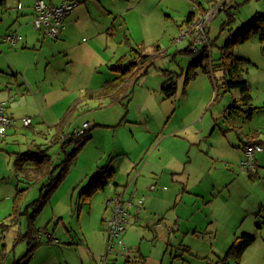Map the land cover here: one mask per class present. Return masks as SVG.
Here are the masks:
<instances>
[{"label": "crops", "instance_id": "1", "mask_svg": "<svg viewBox=\"0 0 264 264\" xmlns=\"http://www.w3.org/2000/svg\"><path fill=\"white\" fill-rule=\"evenodd\" d=\"M51 1L58 4L60 0ZM118 1L108 0L109 7L106 5V7H102L101 2L97 1L99 8L95 12L90 7V3L96 2L95 0H78L79 6L66 18V29L62 36L59 39L52 40L45 37L32 26L34 16L32 9L33 0L28 4L26 3V7H22L21 2L18 1L19 4L16 9L10 8L9 11L7 0H0V57L4 55V58L9 61L6 72L10 73L11 76L7 81L0 83V104H2L5 112L14 120L6 133L14 131L15 134H18L17 131H22L23 128L32 129L33 119L38 116L36 115L37 111H39L40 118H36L39 120L37 124L42 125L41 129L37 131L33 129L32 132L34 134L39 133L40 135H37L43 136L46 139L54 133L48 142L40 145H36L34 141L30 142L33 144L30 146V149H27V152L47 150L46 154L49 156V149L52 146L59 145L61 148L63 138L74 133L76 129L86 123H82V125L72 132L69 130L64 131L63 129V124H66L70 115L66 119L64 116L69 110L71 114L76 110V103L72 105L66 99L71 92L75 93L78 91L77 99L82 97L83 100H97L99 107L102 105V102H107L108 105L123 104L127 108L133 89L142 76L128 90V98L115 103L110 102L109 99L85 97L87 90H97L106 81L113 79L117 75L113 71V68H111L110 79L102 84L89 87L85 85L83 96L82 91L76 90L73 86L81 77V74H79L81 70L79 71V69L82 66L94 67L95 63L98 66L100 63L107 66L112 63V61L106 59L108 54H110L107 50L108 45L106 44L108 40L118 37L117 35L121 31L126 29L127 32H130L127 22L130 15L135 16L137 20L139 19L138 23L141 25V10L138 7H115L114 3ZM233 1L214 0L207 3L206 7L202 3L198 5L193 4L188 12V14L194 13L193 18L186 22L187 14L183 22L178 25L181 33L188 32L184 39H178L180 42L177 43L188 41V46L183 50L180 49L178 53L186 54L184 51L192 47V42L198 34L196 25L190 27L193 22H199L201 17L213 8L214 4L222 2L224 10ZM236 7L235 5L233 9L226 8L228 15L234 14L233 10ZM256 8L250 6L247 10V16L249 15L250 17L242 21L237 31L255 16H264V14H259ZM202 12L204 13L202 14ZM219 12L207 23L205 28L207 38L208 25L217 17ZM135 14L138 15V18ZM226 21L221 25L222 30L226 26H231L235 19L230 25H225ZM11 22L13 25L9 27ZM11 30L14 31L10 32ZM13 32H16L20 36L17 45L10 46L2 42L1 38L5 34ZM86 34H90L91 43L84 37ZM127 34L131 37L130 33ZM103 35H105V40H99ZM124 36V43L129 46L130 39L126 35ZM229 38L226 37L224 43ZM224 43L216 46L218 54L216 52V57L214 58L212 57V47H215L216 44L212 43L208 38V44L211 45L208 49L209 65L212 61L219 63V48ZM119 45L122 46L120 41ZM202 45H198L197 48H201ZM240 45H244L241 47L253 48L258 53L262 52L260 61L252 59L250 61L239 57L247 60L244 76L249 84L253 111L249 112L246 107H243L237 113L229 112L228 108L233 103L238 104L240 98L237 90H231L227 92L230 93L231 101L229 99L227 103L224 102L223 106L216 113L210 111L209 118L211 120L207 124H172L168 131H166L168 124H165L157 132L152 131V128H156V125L138 124L140 127L141 125L144 127V133H148V137L151 138L146 143L147 145L144 147L138 144L136 150L129 153L124 151V154L121 155L123 156L122 160L120 159L121 157L117 158L120 160H118L116 168L104 167L101 168L104 170L99 169L101 172L105 171L106 168L108 171L106 174L110 175L107 185L110 184L112 186L109 189L104 188L103 190H99L103 193V198L124 192L125 188L127 189L125 192L126 197L133 190L136 191L137 196H146L145 203L140 212H133V216L130 218L127 231L123 237L125 245L128 248L127 255L123 256L118 249V254L111 257V260L109 259V264H120L117 261L119 259H124V264H148V257L142 252L143 240L156 238L155 240L162 241L167 238L170 241L176 240L175 242H177L179 235L187 239H198L200 236L209 238L211 246L205 251V255H201L202 259H206V262L202 261L204 264H214L215 262L218 264L219 258L225 255L231 246L238 244L244 236L251 237L253 238V242L244 250L240 259L238 261L230 260L228 264H264V151L256 154V167L253 177L239 168V162L242 158L245 145L259 143L264 146V52L262 51L264 42L254 37ZM159 50L160 47L158 45L155 46L157 53H159ZM138 54L151 57V61L155 57H158V55H147L141 52ZM114 55L116 56V52L113 53ZM122 57H125V55ZM122 57L116 60V65ZM76 65L79 66L77 71L74 70ZM93 69L95 70L96 68ZM198 69L201 71L199 73L209 77L210 81L213 82L214 89L210 93L206 103V110L208 109L209 111V109L213 108V103L217 102L215 101L217 94L216 83L219 84L221 82L224 72L219 70L207 75L201 68H197L196 70ZM94 72L97 73L96 71ZM0 73H4V71L1 69ZM173 73L164 71V76H169L168 78L173 80ZM90 75L93 76V74ZM49 80H56L55 83H58H47ZM192 80L185 84H189ZM37 81L40 91L37 92L36 96L43 101V107L42 105L39 106L40 101L35 98V95L31 96L26 92V89H30ZM39 81H43V83L40 84ZM60 91H65V94H62ZM50 95H55V99H48ZM161 95L163 96L162 93ZM164 100L166 99L164 98ZM225 104L227 105L225 106ZM35 105L38 106L37 111L34 108ZM26 117L33 118L32 125L29 127H25L22 124V119ZM220 119L222 122L219 121ZM96 126L99 125L91 124L88 129L90 130V139L92 138L91 132ZM42 129L51 130L43 132ZM60 130L64 131V133L59 138ZM139 134H141V131H139ZM176 135L186 136L190 144L181 157H175L172 152H165L164 150L168 139ZM194 146L196 148H193ZM199 148L203 149V151L199 150ZM20 155L16 154V157L18 158ZM185 157L188 158V161H186ZM50 160L52 159L50 158ZM213 162L217 165L216 168H213ZM51 165L53 167L56 164L52 163ZM33 169L35 167L32 163L26 162L21 170L18 169L17 171L19 173H26L25 176H28L27 178L30 180L37 182L42 179L48 180V173L43 175L42 172ZM215 169L222 170L224 173L222 179H217ZM136 172H138V175ZM98 175L94 177L86 175V180L90 178L89 184L85 187H83V184L80 185L82 188L79 191V195L84 197L83 201L89 207V214L92 212L91 198L93 196H87L83 192L89 189L91 180L98 177ZM208 175H212V178L207 185L206 177ZM151 185L155 186L153 190L149 189ZM0 188H3V186L0 185ZM7 197H1L0 193V201L2 199L7 200ZM200 197L202 201L199 200ZM103 200L102 205L104 207H99L95 214L93 212V216H87L86 220H83V222L87 221L88 225L92 226L90 239L83 232L82 235L88 241V246L94 250V252L90 250V254H92L91 259L87 258L85 264H99L103 256L102 253L105 251L106 235L103 219L109 215V211L104 205L105 199ZM198 214H201L203 218L200 219L197 216ZM80 219L82 218L79 217L78 220ZM149 221L154 223L153 228L149 226ZM80 229L83 231L81 222ZM37 234H39L38 231ZM47 236L49 240H55L51 235L47 234ZM162 248L161 246L159 251ZM52 249L54 250L48 249V251L51 253L62 251L60 247H58V250L56 247H52ZM151 257L153 258V254ZM0 259H2L1 264H4L6 255L0 253Z\"/></svg>", "mask_w": 264, "mask_h": 264}, {"label": "rangeland", "instance_id": "2", "mask_svg": "<svg viewBox=\"0 0 264 264\" xmlns=\"http://www.w3.org/2000/svg\"><path fill=\"white\" fill-rule=\"evenodd\" d=\"M18 1L21 2L22 7H26V3L31 2V0H7L8 11L10 8L16 9L19 4ZM95 1L90 3V7L95 12L99 8L97 1L101 2L102 7L110 6L108 0ZM211 1L214 0H119L114 3L115 7H138L141 10V25L138 23L139 19L137 20L135 16L130 15L127 19L130 32L125 29L117 35L118 37L111 40L107 39L108 43L106 45H108L107 50L110 54L106 59H109L112 63L107 66L101 63L99 66L95 63L94 67L82 66L79 69V71L81 70L79 72L81 77L73 85L74 88L82 91L83 96L85 85L89 87L102 84L110 79L111 68L116 65V60L123 55L126 58L124 63L136 58L139 52L147 55H158V57L152 60V64L147 69V74L138 80L127 108L123 104L108 105L107 102H102L99 107L97 100H83L82 97L79 98L80 100L77 99L78 91L71 92L66 97L72 105L76 103V110L73 114L69 110L64 116L66 118L70 115L66 124H63L64 131L69 130L72 132L84 122L99 126L92 130V138L75 152L68 173L49 194V198L46 196L47 200L45 202L41 203L40 197L49 189L46 185L48 180L42 179L38 182L30 180L25 176L26 173L17 171L18 158L16 154L27 153V149H30L33 144L30 142L34 141L36 145H40L50 141L51 136L54 134L52 133L46 139L39 136V133L34 134L32 132L33 129L35 131L41 129L42 125L37 124L38 119H40L39 111H37L38 106H34L37 111L36 115H38L36 118L38 119L31 118V120H34L33 125L31 124L32 129L23 128L22 131H17L18 134H15L14 131H8L7 136L0 137V185L3 186V188H0V193L1 197L8 196L7 200L2 199L0 201V253L6 255L4 264H85L87 258L91 259L90 250L93 252L94 250L88 246V241L82 235L83 232L90 239L92 226L88 225L87 221L83 222V220H86L87 216H93V212L95 214L99 207L103 208V199H106V197L103 198L102 192L95 191L91 198L92 212L89 214V207L83 201L84 197L79 195L82 188L80 185L83 184V187H85L89 184L90 178L86 180V175L94 177L99 174L101 168H116L118 160L123 158L121 155L124 154V151L129 153L136 150L138 144L145 147L151 138L148 137V133H144V127L142 125L140 127L138 124L156 125V128H152V131L156 132L165 124H168L166 131L170 129L172 124H207L211 120L209 118L210 111L216 113L224 102L227 103V100L230 99V93L221 95L218 101L213 103V108L209 111L206 110L209 95L214 89L210 78L199 73L201 71L198 69L195 71L196 78L189 84H185V74L188 66L195 62L200 54L178 53L180 49L183 50L188 46V41L177 43L180 42L178 39L181 38L182 34L178 25L183 22L193 4L202 3L206 7L207 3ZM235 5L237 6L233 10L235 21L231 26H226L222 30L221 25L227 20L228 15L226 8L233 9ZM250 6L257 7L258 13L264 14V0H234L209 23L208 38L216 44L215 47H212V57H216V52L218 54L216 46L222 45L226 37L235 35L242 21L250 17L247 16V10ZM136 17L138 18V15ZM12 22L9 27L13 25ZM12 31L14 30L10 32ZM127 33H130L131 37ZM124 35L130 39L129 46L124 43ZM84 37L91 43L90 34H86ZM99 40L104 41L105 35ZM119 41L122 46L119 45ZM157 45L160 47L159 53L155 51ZM241 46L244 45L239 44L234 47L235 56L250 61L251 59L254 61L261 60L262 52L258 53L253 48ZM262 51L264 52V48ZM115 52L116 56H113ZM7 63L9 61L2 55L0 57V70L2 69L4 73H0V83L11 78L10 73L6 72ZM257 63L259 64V62ZM78 67L76 65L74 70L77 71ZM164 71L174 72L172 77L177 83L175 95L166 100L160 92L163 81L169 77L164 76ZM90 74H93V76ZM55 81L49 80L47 83L57 84L58 82L55 83ZM39 83L42 84L43 81H39ZM37 85H39L38 81L30 89H26V92L31 96L35 95V98L41 103H39V106L42 105L43 107V101L36 96L37 92L40 91ZM61 93L65 94V91ZM48 99H55V95H50ZM202 115L203 117H201ZM219 121L222 122L221 119ZM49 130L42 129L43 132ZM139 131H141V134H139ZM189 146L186 136L176 135L168 139L164 150L165 152H172L175 157H181ZM33 148L35 147L33 146ZM74 148L75 146L72 144L62 151L59 145L52 146L49 149L51 162L53 161L52 163L56 165L60 164L65 159V153L71 154ZM193 148H196V146ZM199 150L201 149L199 148ZM185 158L188 161V158ZM213 164V168H216L217 165L214 162ZM55 171L58 172L59 168ZM215 171L217 179H222L224 176L222 170L215 169ZM57 172H54L55 175ZM211 178L212 175L206 177L207 185ZM199 200L202 201V198L200 197ZM197 216L200 219L203 218L201 214ZM79 217L82 219L78 220ZM80 222L83 231L80 229ZM149 222V226L153 228L154 223ZM29 228L36 229L39 234L34 233L31 237H26ZM47 234L55 240H49ZM155 239L149 238L142 242V252L148 257V264H204L202 261L206 262V259H202L201 255H205V251L211 246L209 238L201 236L198 239H187L179 235L177 242H175L176 240L170 241L167 238L162 241ZM161 246L163 248L159 251ZM52 247H56L57 250L60 247L62 251L51 253L48 249L54 250ZM4 249H6L5 252ZM104 253L105 251L102 255ZM152 254L153 258L151 257ZM109 259L111 260V258ZM117 261L124 264V259Z\"/></svg>", "mask_w": 264, "mask_h": 264}, {"label": "trees", "instance_id": "3", "mask_svg": "<svg viewBox=\"0 0 264 264\" xmlns=\"http://www.w3.org/2000/svg\"><path fill=\"white\" fill-rule=\"evenodd\" d=\"M204 12H202L203 14ZM194 13H189L186 17V22L192 19ZM67 18V17H66ZM235 19L234 14H229L225 25H230ZM257 37L261 42H264V16L258 15L252 18L246 25H244L235 35L230 36L226 40L224 45L219 48L220 57L218 59L219 63H212L209 65V47L210 44L202 45L197 51L192 49H187L184 51L186 54L195 53L200 54L198 60L193 62L188 66V69L185 74V83H188L190 80L194 79L196 76V69L201 68L205 74H213L216 71H223L224 77L221 79V82L216 83L217 94L215 101H218L219 97L231 90H237L239 92L240 98L238 104L233 103L229 108V112L237 113L238 110H242L243 107H246L249 112L253 111L251 106L252 97L250 95V88L248 81L245 78L246 73V64L247 60L243 58L236 57L233 53V49L236 45L242 44L251 38ZM151 57H146L145 55L138 54V57L124 63L126 61L125 57H122L117 65L113 67V71L117 75L106 81L99 89L97 90H87L86 98H95V99H109L110 102L115 103L122 99L128 98V90L131 86L136 83L137 79L140 76L146 75L147 68L152 64L150 59ZM140 59H142L140 61ZM177 90V85L174 80L167 78L163 81L160 91L163 94L164 98H171ZM66 119V118H65ZM64 133V131H59V138ZM90 130H87L81 136H76L75 132L67 135L63 138L61 142V150L64 151L65 148L74 144L75 148L71 154L65 153V159L62 160L60 164L54 165L50 157L46 154L44 150H37L36 152H27L18 156L17 167L21 170L22 166L26 163H32L35 169L38 172H42L43 175L48 173V184H46L49 189L47 192L41 195V203L45 202L49 194L57 187V185L65 178L68 173L69 166L71 161L74 158L75 152L81 149L89 140H90ZM52 167V168H51ZM59 168V171L55 169ZM104 170V169H101ZM54 172H57L56 175ZM54 173V174H53ZM108 171L105 168V171H101L98 177L91 180L89 189L85 190L83 193L87 196L93 195L97 190H103L108 183L110 175H107ZM110 173V172H109ZM55 175V176H54ZM28 177V176H27ZM47 196V197H46ZM39 201V200H38ZM36 234L37 230L29 228L26 234V237H31L32 234ZM253 242V238L244 236L241 241L231 246L225 255L218 260V264H228L230 260L238 261L243 254L244 250ZM2 259H0L1 264Z\"/></svg>", "mask_w": 264, "mask_h": 264}, {"label": "built area", "instance_id": "4", "mask_svg": "<svg viewBox=\"0 0 264 264\" xmlns=\"http://www.w3.org/2000/svg\"><path fill=\"white\" fill-rule=\"evenodd\" d=\"M78 0H60L58 4L49 0H35L32 6L34 16L32 19V26L35 30L41 32L45 37L55 40L59 39L66 29V17L77 7ZM224 4L218 2L214 4L213 8L207 12L199 22L192 23L196 25L197 36L192 42L191 49L197 51L198 45L208 44V38L205 35V28L209 20L215 16L220 10H223ZM188 32L181 34V39L186 37ZM2 42L15 46L20 40V36L16 33L5 34L2 38ZM13 118L10 117L0 104V137H5L7 129L12 125ZM32 123L30 117L22 119V124L25 127H29ZM91 124L89 122L84 123L80 128L75 130L76 136H81L89 128ZM264 151V146L259 143L247 144L243 148V155L239 162V168L241 171L254 176L256 167V154ZM138 175V172H136ZM112 188L109 184L105 186V189ZM154 185L150 186V190L154 189ZM126 188L124 192L116 193L106 197L104 205L109 211V215L104 217L103 222L105 224V253L101 257L99 264H109V258L118 254L116 250H120V254L127 255L128 248L124 242V234L127 231L130 218L133 216V212L139 213L142 209L146 196L136 195V191H131V194L126 197Z\"/></svg>", "mask_w": 264, "mask_h": 264}]
</instances>
